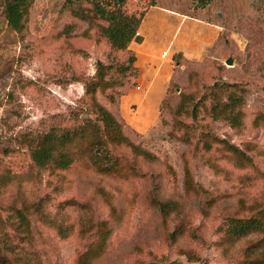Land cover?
I'll list each match as a JSON object with an SVG mask.
<instances>
[{
	"label": "rangeland",
	"instance_id": "obj_1",
	"mask_svg": "<svg viewBox=\"0 0 264 264\" xmlns=\"http://www.w3.org/2000/svg\"><path fill=\"white\" fill-rule=\"evenodd\" d=\"M65 1L35 0L26 29L16 32L0 0L3 263L82 264L83 254L104 241V251L90 264H245L246 248L262 234L230 239L226 228L230 217L264 209V119H257L264 116V0H213L206 8L192 0L128 1L129 15L159 1L222 26L216 57L176 59L180 67L172 86L145 132L130 123L140 115L138 107L124 106L138 85L132 49L137 42L114 48L98 27L88 29L64 9ZM100 79L121 84L102 92ZM226 83L237 85L243 97L240 126L210 113L216 103L210 93L215 84ZM182 90L200 108L197 118L182 115L177 122L174 109ZM95 102L124 120L125 134L155 159L110 142ZM53 130L73 137L62 149L73 160L68 168L40 167L32 160V151L42 150L38 142ZM92 154L102 164L117 159L122 173L101 172ZM52 157L66 163L57 151ZM187 167L194 191L186 188ZM158 201L177 206L165 213ZM25 207L28 228L16 215Z\"/></svg>",
	"mask_w": 264,
	"mask_h": 264
},
{
	"label": "trees",
	"instance_id": "obj_2",
	"mask_svg": "<svg viewBox=\"0 0 264 264\" xmlns=\"http://www.w3.org/2000/svg\"><path fill=\"white\" fill-rule=\"evenodd\" d=\"M35 0H5L4 12L9 26L16 32H23L26 29L28 19L31 12V7ZM130 0H66L64 9L69 10L71 14L88 23V29L98 27L100 32L108 38L112 46L117 49H126L138 34L139 28L147 11H142L139 15L126 13L124 7ZM196 7L206 8L213 0H192ZM154 2V1H153ZM154 5V3H152ZM103 22V23H102ZM181 55L176 54L175 59ZM134 61V57L131 62ZM135 70V69H134ZM173 80L171 81L172 84ZM102 92L111 89L121 84V81L100 79L96 83ZM169 85L167 89L171 88ZM179 87V86H177ZM237 85L235 84H215L214 92L210 94L216 103L210 106V113L214 119L225 120L233 126L242 124L243 113L241 110L243 97L239 94ZM95 90H93L94 92ZM227 95V101L223 97ZM180 100L174 109V115L177 116V122L182 115H191L194 119L198 116L200 103H194V96L180 92ZM207 100V99H206ZM95 111L97 116L103 121L104 131L107 139L110 142L127 145L132 152L137 156H142L148 160H154L155 155L149 150L142 147L140 144L133 142L124 132L125 122L117 117L110 109L95 102ZM257 119H264L260 115ZM72 135L68 132H63L61 135L57 131L45 134L38 142V147L42 150L35 149L32 151L33 162L40 167H45L50 164L57 165L59 168L65 169L70 167L73 160L71 156L62 149L72 142ZM186 140H189L187 134ZM229 150L237 152L234 145L225 140H220ZM53 151H57L60 156L65 157L66 163H61L59 157L53 160ZM52 154V155H51ZM93 165L97 166L101 172L106 174L122 173V168L119 166L117 159L110 164H102V161L97 159L93 154L91 157ZM186 173V188L189 191H194L191 171L189 167L185 170ZM159 208L168 213L176 208L177 204L174 201H158ZM28 207L16 211V215L20 220V224L25 228L29 227V219L27 212ZM226 234L230 239H240L250 234H262L261 238L252 243L246 248L248 260L245 264H264V209L248 217H230L227 220ZM104 251V241L96 246H91L82 257V264H90L92 260L99 257ZM6 257L0 254V264L6 262ZM2 262V263H1ZM4 262V263H3ZM148 264H182L181 262H150Z\"/></svg>",
	"mask_w": 264,
	"mask_h": 264
},
{
	"label": "crops",
	"instance_id": "obj_3",
	"mask_svg": "<svg viewBox=\"0 0 264 264\" xmlns=\"http://www.w3.org/2000/svg\"><path fill=\"white\" fill-rule=\"evenodd\" d=\"M221 32V24L200 13L194 14L159 1L149 8L137 34L143 40L132 44L139 69L138 85L127 96L124 106L138 107L140 115L130 122L133 128L145 132L156 122L167 89L180 67L175 55L188 61L216 57Z\"/></svg>",
	"mask_w": 264,
	"mask_h": 264
},
{
	"label": "water",
	"instance_id": "obj_4",
	"mask_svg": "<svg viewBox=\"0 0 264 264\" xmlns=\"http://www.w3.org/2000/svg\"><path fill=\"white\" fill-rule=\"evenodd\" d=\"M142 40H143V37L140 36V35H136V37L134 38L135 42H142ZM226 63L229 64V65H232L233 64V59H231V58L227 59Z\"/></svg>",
	"mask_w": 264,
	"mask_h": 264
},
{
	"label": "built area",
	"instance_id": "obj_5",
	"mask_svg": "<svg viewBox=\"0 0 264 264\" xmlns=\"http://www.w3.org/2000/svg\"><path fill=\"white\" fill-rule=\"evenodd\" d=\"M166 54H167V52L164 53V55H166Z\"/></svg>",
	"mask_w": 264,
	"mask_h": 264
}]
</instances>
